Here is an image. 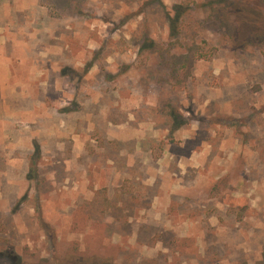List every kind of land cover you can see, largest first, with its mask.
Returning <instances> with one entry per match:
<instances>
[{
	"label": "rangeland",
	"instance_id": "1",
	"mask_svg": "<svg viewBox=\"0 0 264 264\" xmlns=\"http://www.w3.org/2000/svg\"><path fill=\"white\" fill-rule=\"evenodd\" d=\"M0 29L45 117L0 264H264V0H0Z\"/></svg>",
	"mask_w": 264,
	"mask_h": 264
},
{
	"label": "crops",
	"instance_id": "2",
	"mask_svg": "<svg viewBox=\"0 0 264 264\" xmlns=\"http://www.w3.org/2000/svg\"><path fill=\"white\" fill-rule=\"evenodd\" d=\"M6 40H1L0 38V159L6 161L5 167L7 168V172H5V174L1 173L0 177L8 176L9 173H14V171L19 169L21 157L18 154L16 155V150L18 151L20 149L22 141L18 128L23 124L34 126L37 121H41L45 118L41 116L42 110L37 109V107L40 106V104H37V94L27 90V88L30 87L29 85L20 83L18 73L12 65L13 56H11L6 49ZM18 60L20 59L18 58ZM22 63H24V61H22ZM59 79H62L61 76H59ZM33 80L32 87L35 86L37 77H34ZM42 84L43 83L40 82L39 86ZM43 85L47 86L48 82ZM60 87L61 84H59L57 88L59 92L61 91ZM62 98L63 100H57L55 102L60 108H62L61 103H63V101L66 103V96L63 95ZM20 99L30 100V102L34 104L33 107L30 109L21 108ZM55 111H57V109H55ZM47 118H49V116H47ZM35 144H37L36 141L33 142V151L35 149ZM5 186L16 188L17 192L20 190L19 185L14 183L12 179L8 177L6 182H3L2 178V183H0V205L6 202L4 195L1 194ZM174 192L175 190L173 193Z\"/></svg>",
	"mask_w": 264,
	"mask_h": 264
},
{
	"label": "trees",
	"instance_id": "3",
	"mask_svg": "<svg viewBox=\"0 0 264 264\" xmlns=\"http://www.w3.org/2000/svg\"><path fill=\"white\" fill-rule=\"evenodd\" d=\"M182 12H177V14L175 15V17L172 20V36H175L176 33V29H175V25L176 22L180 21V18L182 17ZM143 48H147V46L143 47ZM168 117L171 119L173 127H172V132L177 131L179 129H181L182 127H184L187 123L186 121H178L177 120V115L175 113V110H170V112L168 113ZM41 158V149L39 147V145L35 144V149H34V153L32 154V157L30 158V173L28 175V179L29 180H33L35 178H37L38 174H37V164L39 162ZM0 256H5L8 257V255L6 254H0Z\"/></svg>",
	"mask_w": 264,
	"mask_h": 264
}]
</instances>
